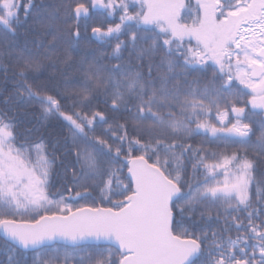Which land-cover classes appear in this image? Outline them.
<instances>
[{
  "label": "snow or ice",
  "instance_id": "obj_1",
  "mask_svg": "<svg viewBox=\"0 0 264 264\" xmlns=\"http://www.w3.org/2000/svg\"><path fill=\"white\" fill-rule=\"evenodd\" d=\"M0 251L264 264V0H0Z\"/></svg>",
  "mask_w": 264,
  "mask_h": 264
},
{
  "label": "trees",
  "instance_id": "obj_2",
  "mask_svg": "<svg viewBox=\"0 0 264 264\" xmlns=\"http://www.w3.org/2000/svg\"><path fill=\"white\" fill-rule=\"evenodd\" d=\"M116 22H118V18H117ZM83 39L88 41L90 49L97 50V54H99V52H103V51H108V52L111 51V47L109 45L101 43V42L97 41L95 38H93L91 36V32L90 31L86 34V36L83 37ZM112 62L115 63V61H112ZM208 75L210 76L211 72H209ZM72 78L73 79H80V77L78 75H74ZM237 86L238 87H242L240 85H237ZM102 100H103V96H98L97 99L93 100V105L94 106H99L101 109H103L105 106L103 105V103H100V101H102ZM109 116L111 118V114H109ZM35 122H36V126L39 127V123H40L39 122V113L36 114ZM53 123H55V122H53ZM21 131H22V129H21ZM99 131L100 130L97 129V133H99ZM190 142L193 143L194 146L198 145V144H201V143H204L205 146L209 147V149L211 151H216V152L225 151L223 146H217V144H209L207 141L204 140V138L202 136H197ZM18 143H23V144H25V147H27L29 143H32V141L25 142L24 140H19ZM62 143H63V141H62ZM227 151L230 152L231 149H227ZM49 155H50V158H51V155H52L51 154V149H49ZM62 159H63V163H61L60 159L56 160V166H55V171L56 172L63 173L64 164H66L68 162H73L74 163V156L73 155H68L66 157H63ZM76 167L79 168L78 165ZM68 175H69V178H70L71 177V173L69 172ZM62 179H63L62 176H58V175H54L53 176V183L56 185V187L50 189L51 192H55L59 188L60 184L62 183ZM200 179H203V177L201 176ZM80 203H84V201H80ZM5 259H6V256H5L4 252L0 251V261H3Z\"/></svg>",
  "mask_w": 264,
  "mask_h": 264
}]
</instances>
